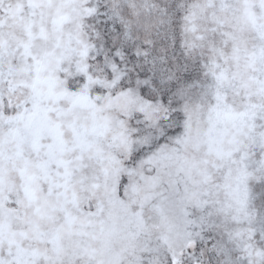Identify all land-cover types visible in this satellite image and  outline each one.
<instances>
[{"label":"snow or ice","instance_id":"snow-or-ice-1","mask_svg":"<svg viewBox=\"0 0 264 264\" xmlns=\"http://www.w3.org/2000/svg\"><path fill=\"white\" fill-rule=\"evenodd\" d=\"M0 264H264V0H0Z\"/></svg>","mask_w":264,"mask_h":264}]
</instances>
